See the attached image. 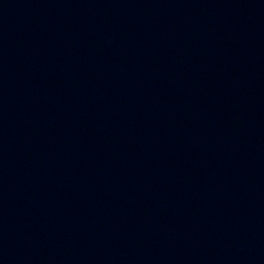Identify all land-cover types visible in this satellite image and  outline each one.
<instances>
[{"label":"water","instance_id":"95a60500","mask_svg":"<svg viewBox=\"0 0 264 264\" xmlns=\"http://www.w3.org/2000/svg\"><path fill=\"white\" fill-rule=\"evenodd\" d=\"M0 264H264V0H0Z\"/></svg>","mask_w":264,"mask_h":264}]
</instances>
